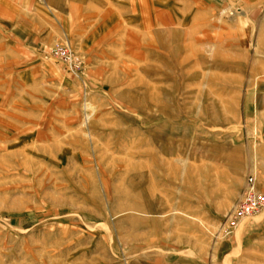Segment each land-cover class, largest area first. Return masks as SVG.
<instances>
[{"label":"rangeland","instance_id":"1","mask_svg":"<svg viewBox=\"0 0 264 264\" xmlns=\"http://www.w3.org/2000/svg\"><path fill=\"white\" fill-rule=\"evenodd\" d=\"M248 175L264 0H0V264H264Z\"/></svg>","mask_w":264,"mask_h":264},{"label":"built area","instance_id":"2","mask_svg":"<svg viewBox=\"0 0 264 264\" xmlns=\"http://www.w3.org/2000/svg\"><path fill=\"white\" fill-rule=\"evenodd\" d=\"M263 208L264 196L257 190L255 177L248 175L242 194L226 216L225 224L235 229L242 220L253 217Z\"/></svg>","mask_w":264,"mask_h":264},{"label":"crops","instance_id":"3","mask_svg":"<svg viewBox=\"0 0 264 264\" xmlns=\"http://www.w3.org/2000/svg\"><path fill=\"white\" fill-rule=\"evenodd\" d=\"M260 2H263V1H260ZM241 225L240 224H238L237 226H236V228L235 229H237V228H239Z\"/></svg>","mask_w":264,"mask_h":264}]
</instances>
